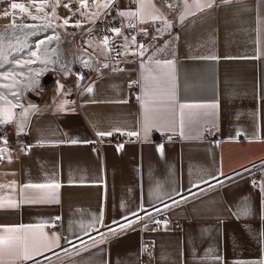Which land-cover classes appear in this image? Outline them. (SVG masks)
Masks as SVG:
<instances>
[{"label":"crops","instance_id":"obj_1","mask_svg":"<svg viewBox=\"0 0 264 264\" xmlns=\"http://www.w3.org/2000/svg\"><path fill=\"white\" fill-rule=\"evenodd\" d=\"M171 1L172 7L152 4L174 24L172 34L136 63L126 61L83 82L72 71L44 70L22 87L0 135L25 141L20 150L0 147V231L40 225L29 232L49 241L53 233L59 237V246L50 244L51 250L24 264L264 260V0H213L183 21L184 0ZM116 6L125 12L139 8L126 0ZM79 9L58 18H95L93 4ZM78 47L95 58L106 56L98 39H84ZM149 73L158 78L151 86L143 79ZM132 81L135 91L127 89ZM153 93L155 112L145 127L142 104ZM205 129L217 135L206 137ZM99 132L127 139L113 141L112 134ZM40 196L52 199L28 202ZM141 208H165L168 219L159 227L121 229ZM53 218L58 223L47 230ZM90 227L103 233L89 235ZM141 240L153 245L147 262L140 258Z\"/></svg>","mask_w":264,"mask_h":264},{"label":"rangeland","instance_id":"obj_2","mask_svg":"<svg viewBox=\"0 0 264 264\" xmlns=\"http://www.w3.org/2000/svg\"><path fill=\"white\" fill-rule=\"evenodd\" d=\"M44 3L43 12H37L39 4ZM12 3H22L27 11L22 13L19 9H11ZM64 4L57 3L46 6L45 0H0V93L11 100L13 104L19 97L23 86L32 81L41 71L58 69L60 72L73 71L82 58L87 54L82 49H78L71 39V34L78 31L84 24L81 16H73V20L68 22L69 27L63 26L60 15L74 13L77 9L71 7L64 9ZM55 6V17L52 15ZM51 11V12H49ZM8 15L5 16L4 13ZM43 17V19H31L28 13ZM79 22L80 27L75 25ZM16 25H36L34 28L9 27L10 24ZM51 23L52 27H44ZM59 37V39L47 40V37ZM44 40V43L37 48V42ZM54 50V51H53ZM36 51L37 56H31V52ZM31 60L32 63H26ZM19 61V64L17 63ZM42 61H47L43 63ZM4 73H12L7 79ZM14 87H2L3 85H13ZM131 91V90H130ZM16 92L17 96H13ZM7 107L5 100H0V108ZM258 164V163H257ZM256 166V164H255Z\"/></svg>","mask_w":264,"mask_h":264},{"label":"built area","instance_id":"obj_3","mask_svg":"<svg viewBox=\"0 0 264 264\" xmlns=\"http://www.w3.org/2000/svg\"><path fill=\"white\" fill-rule=\"evenodd\" d=\"M162 6L172 7L171 0H155ZM46 3L54 4V0H45ZM127 4L132 6L133 0H126ZM60 4L67 3L69 6L66 8L64 5L62 7L68 9L71 7V10L77 9L80 7L77 0H59ZM92 5L91 0L85 8H89ZM105 11L107 14L105 15ZM165 19L163 17H159L154 22L151 18H146L143 22L136 18L134 21L129 20L127 17H121L118 15L117 6L111 7L108 10L102 9L100 11V15L95 17L92 20H89L82 24L81 28L78 31H74L71 34V39L75 44L80 43L82 40L87 38L98 39L103 42L105 36H108L109 39V47L106 48V56L103 58H95L93 56H87V54L82 55V58L78 66L72 71L79 82H83L90 77L95 75H99L104 71L108 70L110 67H120L126 61H131L136 63L143 57L147 56V53L151 50H154L159 42L168 37L172 34L174 24L170 22L167 27L165 24ZM112 28H120L122 35L117 36L115 33L111 32ZM157 29H160L158 32ZM147 33V34H145ZM124 36H127L128 39V46L125 47V39ZM132 37H135L136 40L133 43ZM143 45L145 47L144 56L141 57L139 55L140 46ZM114 46L115 50H110ZM117 50L119 55H117ZM104 64H107L108 67H104ZM137 88V83L135 81L129 82L127 84V89L131 91H135ZM6 128V124L0 123V135L4 132ZM217 130L214 129L212 132L208 130H204L203 134L206 137H215L217 135ZM158 138L162 139L165 138L164 131H158L157 133ZM111 140L113 141H125L127 138L119 133H113L111 135ZM97 143V141L95 142ZM25 141L22 139H17L15 141H3L0 139V147L1 146H8L16 150H20ZM250 167H255L252 165ZM257 179L255 178L254 181ZM167 214L166 209H160L155 211V209H147L141 208L139 209L135 215H132L129 219L126 220L132 221L131 227L126 228H134L140 227L143 224L149 223L151 227H159L162 222L167 221ZM58 219L53 218L48 225H46L47 230H53L54 227L57 225ZM101 234L103 233V229L101 227L93 228L90 227L88 229V234L94 233ZM140 258L142 262H147L153 252V245L146 241L141 240L140 242Z\"/></svg>","mask_w":264,"mask_h":264},{"label":"snow or ice","instance_id":"obj_4","mask_svg":"<svg viewBox=\"0 0 264 264\" xmlns=\"http://www.w3.org/2000/svg\"><path fill=\"white\" fill-rule=\"evenodd\" d=\"M35 2V0H33ZM77 2L80 5V8H85L87 4L89 3V0H77ZM92 4L97 7V12L92 14V17H98L100 15V9L108 10L111 7H115L117 0H91ZM133 2H136L139 4V8L137 11H118V15L121 17H127L129 18L130 22L134 21L136 18H139L141 22H143L146 18H151L153 22L156 19H159V16L157 15L158 9L155 8V6L152 4V0H133ZM223 2H230V0H223ZM57 3H59V0H57ZM213 3V0H192V3L189 4L188 0H184V8L185 11L184 13L181 14L180 19L183 21V19L186 18V16L194 15L195 12L192 9H195V11H203L205 7H211ZM69 5L67 3L64 4V7H68ZM11 9H19L22 13L26 12V6L22 3H12L10 5ZM44 10V3L41 2L39 6L36 8V11L43 12ZM77 11H80V9H77ZM85 13L81 12V15H84ZM105 15L107 14V11L104 13ZM5 16L8 15L7 12L4 13ZM31 19H43V17L37 16V15H32L30 12L28 13ZM52 15L55 17V6L53 7ZM58 19V17H56ZM68 24V20H64V25ZM165 24L167 27H170V25L167 24L165 21ZM76 27H80L79 22L75 25ZM9 27H27V28H34L36 25H16V24H10ZM44 27H52L51 23L45 24ZM159 32L160 29H157ZM111 32L115 33L117 36L122 35L123 33L121 32L120 28H112ZM147 34V33H145ZM59 39V37H53L49 36L47 37L48 41H51L52 39ZM109 37L105 36L103 39V45L108 48L109 47ZM125 39V47L128 46V37L124 36ZM133 43L135 42L136 38L132 37L131 38ZM44 43V40H40L37 42V48L41 44ZM110 50H115L114 46ZM54 51V50H53ZM145 52V47L143 45L140 46V51L139 55L141 57L144 56ZM117 55H119V52L117 50ZM31 56L36 57L37 52L33 51L31 52ZM33 61L28 60L26 63H32ZM43 63H47V61H42ZM19 64V61H17ZM157 64H159V61H156ZM166 65H172L171 61H165L164 62ZM104 67H108L107 64H104ZM141 67L143 68L144 65L141 64ZM4 78L7 79L9 76L13 75L12 73H4ZM143 79L146 81L147 86H151L153 82L157 81V77H154L149 73L148 76H143ZM2 87H8L12 88L14 87L13 85H3ZM87 91L91 92L92 89L89 87ZM13 96H17L16 92H12ZM158 97L156 96L155 93L152 94L150 97L147 105L142 104V107H144V122H145V127H148L149 122L153 119V113L155 112V109L152 107V104L155 103V100ZM0 100H5V103L7 107L0 108V116L3 118L0 119V123L2 124H7L10 122L12 116L14 113L12 112V108L17 107V104H13L11 100H7L6 97L3 95V93H0ZM181 109L185 107H190L189 105H180ZM214 107V105H213ZM27 112H22L21 116H26ZM182 120L181 124L183 127V113L181 114ZM22 127V125H21ZM99 136H105V135H111V132H99L97 133ZM183 134V133H182ZM127 135L132 136V135H137V133L129 132ZM75 143V141H73ZM25 187L28 188H45L48 187V185H42V184H29L25 185ZM51 187L56 188L59 187L57 184L51 185ZM264 191V188L261 189ZM50 197L48 196H40L37 199L29 200L28 202L31 203H37V202H50ZM2 206V205H0ZM10 206H15L10 202ZM244 215H248V211L245 210ZM135 215V213H133ZM127 219V218H125ZM132 221H128L127 225H120V228L123 229L125 227H131ZM33 227H41L40 225L37 226H32V225H20L18 228L17 227H6L3 228L2 231H0V264H24V262L32 260L34 256L42 254V249L43 250H51L49 247L50 244L55 243L56 246L58 245V240L59 237L56 236L55 233H53V240L49 241V238L43 234L40 233L39 236H37L35 233H30L29 229ZM261 238L264 240V231L261 232ZM260 264H264V260L260 261Z\"/></svg>","mask_w":264,"mask_h":264},{"label":"water","instance_id":"obj_5","mask_svg":"<svg viewBox=\"0 0 264 264\" xmlns=\"http://www.w3.org/2000/svg\"><path fill=\"white\" fill-rule=\"evenodd\" d=\"M76 244H78V242L71 243V244L68 246V248H72V247H74ZM55 253H57V251H54L53 253H47L46 255H44V256L38 258V261H42V260L46 259L47 257H50L51 255L55 254Z\"/></svg>","mask_w":264,"mask_h":264},{"label":"bare ground","instance_id":"obj_6","mask_svg":"<svg viewBox=\"0 0 264 264\" xmlns=\"http://www.w3.org/2000/svg\"><path fill=\"white\" fill-rule=\"evenodd\" d=\"M55 1H57V0H54V4H55ZM54 4H53V5H54ZM47 5H50V4H49V3H46V6H47ZM50 6H51V5H50ZM79 29H80V28H79Z\"/></svg>","mask_w":264,"mask_h":264}]
</instances>
